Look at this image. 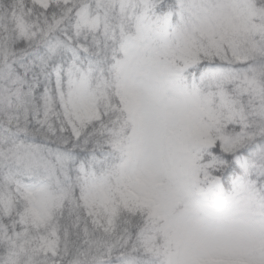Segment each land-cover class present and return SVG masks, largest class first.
Masks as SVG:
<instances>
[{
  "label": "snow or ice",
  "instance_id": "snow-or-ice-1",
  "mask_svg": "<svg viewBox=\"0 0 264 264\" xmlns=\"http://www.w3.org/2000/svg\"><path fill=\"white\" fill-rule=\"evenodd\" d=\"M0 264H264V0H0Z\"/></svg>",
  "mask_w": 264,
  "mask_h": 264
}]
</instances>
